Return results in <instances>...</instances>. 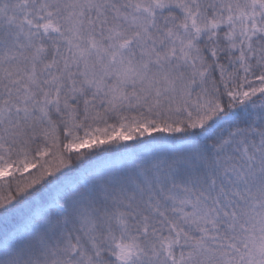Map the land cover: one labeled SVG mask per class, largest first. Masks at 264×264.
I'll return each instance as SVG.
<instances>
[{
  "label": "snow or ice",
  "instance_id": "1",
  "mask_svg": "<svg viewBox=\"0 0 264 264\" xmlns=\"http://www.w3.org/2000/svg\"><path fill=\"white\" fill-rule=\"evenodd\" d=\"M0 264H264V0H0Z\"/></svg>",
  "mask_w": 264,
  "mask_h": 264
}]
</instances>
